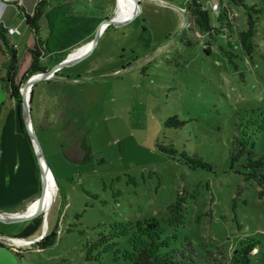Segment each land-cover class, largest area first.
I'll return each mask as SVG.
<instances>
[{
	"label": "rangeland",
	"instance_id": "obj_1",
	"mask_svg": "<svg viewBox=\"0 0 264 264\" xmlns=\"http://www.w3.org/2000/svg\"><path fill=\"white\" fill-rule=\"evenodd\" d=\"M205 1L195 19L186 0H139L137 17L110 25L104 37L122 50L120 70L67 86L39 82L33 89L34 124L57 194L45 232L41 215L28 244L16 242L24 240L16 236L21 226L3 237L22 249L23 264H128L117 253L126 247L125 237L113 239L117 245L107 250L93 243L99 235L110 236L114 226L135 221L150 226L154 219L174 243L188 240L202 255L218 252L228 264L234 258L264 264V199L241 173L240 161L230 157L241 113L264 107V0ZM247 5L260 10L253 59H243L237 44L248 28ZM117 12L118 0L107 17L96 15L95 31ZM144 27L155 30V39ZM16 34L18 76L31 63L30 29L22 25ZM224 50L238 56L231 57L233 63ZM3 62L0 52V70L7 76ZM47 93H57L62 102L54 103ZM8 99L0 88V109ZM64 99L69 107L61 105ZM159 143L178 154L159 152ZM182 152L198 155L208 167L192 168ZM24 157L16 158L31 177L30 153ZM5 171L0 165V207H11L17 201L6 196L13 183ZM178 200L179 213L169 218ZM54 230V243L40 249L37 243Z\"/></svg>",
	"mask_w": 264,
	"mask_h": 264
},
{
	"label": "trees",
	"instance_id": "obj_2",
	"mask_svg": "<svg viewBox=\"0 0 264 264\" xmlns=\"http://www.w3.org/2000/svg\"><path fill=\"white\" fill-rule=\"evenodd\" d=\"M71 0H38L33 14L26 16V24L30 29L34 44L28 50L31 63L29 68L17 80L18 56L14 44L9 40L7 29L0 24V51L4 56L3 69L7 71V76L0 73V86L7 92L19 105L21 113V88L24 83L33 75L47 71L53 63H59L64 60L73 50L90 42L95 33L94 21L89 17H68L64 13V6ZM187 10L195 19L201 16V13L207 3L205 0H186ZM248 28L239 33L237 44L241 49L240 56L243 59L250 57L253 59L255 49L258 47L254 41L256 35L255 23L260 19V10L255 5L249 6ZM220 20V18H219ZM220 25L221 21H220ZM45 30V32H44ZM229 48L232 47L229 44ZM210 45L205 49L209 55ZM233 63L231 57L234 55L231 51L224 50ZM237 58L238 56H234ZM61 76L57 74L56 77ZM71 78L58 79L53 78L45 83H54L57 86L76 84ZM36 87V86H35ZM34 87V91H35ZM55 103L60 101L57 93H47ZM62 102V101H60ZM62 106H70L69 99H64ZM45 107V106H44ZM47 119L45 116L44 119ZM170 125V123H166ZM21 126L23 136L28 144L31 157L37 174L40 177L39 167L33 152V148L25 129L21 116ZM236 135L231 142L230 157L232 161H240L241 173L247 181H253L257 184L258 195L264 199V107L250 108L241 113L239 123L236 124ZM158 151L165 154L176 155L177 150L171 146L158 144ZM183 160L192 168H207L206 164L198 155H188L186 152L180 154ZM179 200L172 205L168 211L169 218L179 213ZM178 215L177 220L180 219ZM150 226H144L141 221L134 223L125 222L114 226L113 232L109 235H99V238L93 243V247L104 245L105 250L111 246L117 245L113 239L125 237L126 247L118 250L117 253L124 262L128 264H228L224 257L218 256V252L208 251L205 255L199 253L193 243L186 240L181 244L174 243V238L166 234L157 219ZM2 224V223H1ZM42 224V217L39 216L31 220L16 236L27 239L33 236ZM8 225V224H7ZM54 230L49 236L37 243L40 249L51 246L54 242L51 240L56 236ZM0 234L11 236L6 230H0ZM109 241L112 243L109 244ZM16 260L23 264L26 257L21 248L9 247ZM223 252V251H222ZM219 250L220 255L222 253ZM224 254V253H223ZM238 258H234L229 264H241Z\"/></svg>",
	"mask_w": 264,
	"mask_h": 264
},
{
	"label": "crops",
	"instance_id": "obj_3",
	"mask_svg": "<svg viewBox=\"0 0 264 264\" xmlns=\"http://www.w3.org/2000/svg\"><path fill=\"white\" fill-rule=\"evenodd\" d=\"M37 1L38 0H19V4H12L0 0V24L3 25L6 29L16 28L18 29V31H20L22 25H26V27L28 28V25L26 24V16L28 14H33ZM115 1L116 0H97L95 2V0H71L70 2L65 4L64 13L68 17L92 18L94 21V25L96 21V15L99 14L100 16L107 17L110 11L114 9ZM147 14L154 15L155 12H149ZM108 28L109 27H107V29L101 36L95 50L88 57L76 64L63 68L57 73L61 76H55L54 78H71V81L75 83L81 82L84 79L104 76L120 70V68L124 66L125 62L122 55V50L117 42L113 41L111 38L104 39ZM141 30L142 32L147 31L148 33H150L149 36L155 39V36L153 35V32H155V30H148L145 27L141 28ZM16 35L17 34L8 36L9 40L12 43ZM33 44L34 39L30 31L27 49L29 50L30 48H32ZM14 46L15 48H17L16 44H14ZM55 64L57 63H53L50 68H52ZM0 73L2 74V70H0ZM22 75L23 72L17 76V80H19ZM18 118L21 129L19 128ZM38 119H42V116H40V118ZM20 134L23 135L20 108L16 101L9 95L8 105H6L5 110L0 109V165L2 166V170H6L5 172L9 177H11L13 183V189H11V191L8 192L6 196L10 197L11 200L17 201V203L11 207H0V212L2 213H23L30 206V204L34 203L41 196V179L36 172L32 157L31 160L34 166V173H31V177L29 174V170L27 169L25 164H23L22 161L18 162L24 156L26 157V154L28 155L30 153L26 140L25 144L29 152L27 153L26 148H24L25 146L22 139L20 138ZM75 149L76 148L71 149L70 153L71 151H74L75 153ZM17 156L20 157V160H17ZM38 181L40 182L39 187ZM20 198L22 199L19 200ZM28 223L23 222L12 227H9L7 224L2 223L0 224V227L10 233H13L16 229H18L19 226H21V228L23 229ZM3 239L4 238L1 234L0 264H21L16 260L13 251L9 248L11 246L8 245Z\"/></svg>",
	"mask_w": 264,
	"mask_h": 264
},
{
	"label": "water",
	"instance_id": "obj_4",
	"mask_svg": "<svg viewBox=\"0 0 264 264\" xmlns=\"http://www.w3.org/2000/svg\"><path fill=\"white\" fill-rule=\"evenodd\" d=\"M137 5H138V8L140 9L139 0L137 1ZM138 13H139V10L133 18L126 20V21H116L115 17L104 20L103 22H101L99 24L98 28L96 29L93 39L90 42H88V44H90L91 46L85 54L80 55V56L70 60L69 58H70L72 52L74 51L73 50L64 60L55 64L52 68H50L49 70H47L43 73H38L36 75L31 76L22 86V88H21V97H22V99H21V116H22V120L24 122L25 129L27 131L28 137L30 139V142H31V145L33 148V152H34V155H35V158L37 161V165L39 167V173H40V179H41V196L31 206H33L35 204L37 206H39L45 202L48 175H49V173H51V175H52L50 166L48 165V162L45 158L42 146L40 144V141H39V138H38V135L36 132L34 120L32 117L31 101H32L34 87L39 82H45V81H49V80L53 79L57 75V73L60 70H62L63 68L70 66V65H73V64H76V63L82 61L83 59H85L86 57H88L97 47L98 42H99L101 36L103 35V33L105 32V30L107 29V27H109L110 25H114V26L125 25V24L133 21L137 17ZM55 184H56V182H55ZM56 187H57V185H56ZM31 206L26 211L27 214L24 216H20V217L4 218L1 216V214H3V213L0 212V223H3V224L23 223V222L31 221V220H33V219H35L41 215H43L45 218V215L43 214L44 212H41L40 210H39V212H36L35 214H28L31 211V208H32ZM2 237L9 238L10 236H2Z\"/></svg>",
	"mask_w": 264,
	"mask_h": 264
},
{
	"label": "bare ground",
	"instance_id": "obj_5",
	"mask_svg": "<svg viewBox=\"0 0 264 264\" xmlns=\"http://www.w3.org/2000/svg\"><path fill=\"white\" fill-rule=\"evenodd\" d=\"M138 0H118V12L117 15L115 16L116 21H126L135 16V14L138 11V5H137ZM90 44H85L81 47H78L76 50H74L70 56V60L85 54L89 48ZM56 194H57V187L54 181L53 176L51 173L48 175V182H47V187H46V199L45 202L42 205L37 206L36 204L31 206V211L28 214H35L36 212H44L43 214L46 217V220L44 222V227L43 230L44 232L47 229L48 223H47V217L50 213V210L54 204V201L56 200ZM32 205V204H31ZM26 211L23 213L19 214H10V213H3L1 214L2 217L4 218H10V217H20L26 215ZM17 243H27L29 240H16Z\"/></svg>",
	"mask_w": 264,
	"mask_h": 264
},
{
	"label": "built area",
	"instance_id": "obj_6",
	"mask_svg": "<svg viewBox=\"0 0 264 264\" xmlns=\"http://www.w3.org/2000/svg\"><path fill=\"white\" fill-rule=\"evenodd\" d=\"M6 3H12V4H19V0H3ZM214 8H218L217 4H214ZM18 32V29L16 28H8L7 29V35L12 36Z\"/></svg>",
	"mask_w": 264,
	"mask_h": 264
},
{
	"label": "flooded vegetation",
	"instance_id": "obj_7",
	"mask_svg": "<svg viewBox=\"0 0 264 264\" xmlns=\"http://www.w3.org/2000/svg\"><path fill=\"white\" fill-rule=\"evenodd\" d=\"M30 222V221H29Z\"/></svg>",
	"mask_w": 264,
	"mask_h": 264
}]
</instances>
